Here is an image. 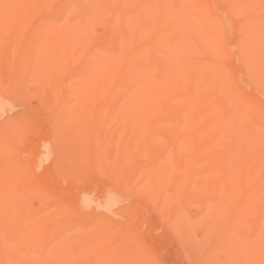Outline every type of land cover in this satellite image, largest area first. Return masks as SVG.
<instances>
[{
	"label": "bare ground",
	"instance_id": "obj_1",
	"mask_svg": "<svg viewBox=\"0 0 264 264\" xmlns=\"http://www.w3.org/2000/svg\"><path fill=\"white\" fill-rule=\"evenodd\" d=\"M37 116L66 141L35 155ZM189 191L218 263L264 264V0H0V264H155L142 204Z\"/></svg>",
	"mask_w": 264,
	"mask_h": 264
},
{
	"label": "rangeland",
	"instance_id": "obj_2",
	"mask_svg": "<svg viewBox=\"0 0 264 264\" xmlns=\"http://www.w3.org/2000/svg\"><path fill=\"white\" fill-rule=\"evenodd\" d=\"M95 26L98 27L96 28ZM94 27V31L97 34L102 32L103 28L101 24H96ZM251 89L253 91V88L250 87L248 88V92H251ZM24 100V103H27L30 107L35 108L38 105V100L34 96H27ZM16 109L18 111V107H16ZM56 138L61 144L66 141V137H64L63 133L60 132L55 134L42 116H37L33 119L30 144L35 155L40 153L45 145L56 140ZM126 161H130L134 165H137L140 170H144L150 162L149 154L142 153L136 155L131 153L126 158ZM52 162L51 159L42 161L43 164H39L37 173L40 175L46 174V176L51 175L54 169ZM130 176L132 179L131 187L134 190L130 196H127L125 201L129 203L136 200L146 201L148 197L150 199L149 202L155 205L154 199L152 198L155 197L156 192L149 193L148 187L144 185L140 178L133 175ZM61 183L64 186V190H62L61 193L64 197L66 195L67 202L77 201V199L81 197V192L76 189L74 190L75 183L69 180H66V182L58 180V184ZM107 184L106 182L105 184L97 185L94 191L95 193L92 196L98 197L103 194ZM21 187L22 186L19 185V188ZM76 187L79 188L80 186L76 184ZM208 200L209 197L206 193L199 194V197H197L191 191L187 192L180 200L169 198L165 210L170 214H177L181 219L178 224H176L177 220L175 219L169 217L165 218L160 214L162 213L161 210L159 209L157 211L150 203L142 204L148 207H143L145 210L141 209V212L144 213L138 217L136 224L139 223L137 225L142 226V229L144 228L143 244L148 251H145V253L152 256L155 264H203L202 260H204V262L206 261L205 256L209 252L211 263L220 264L216 257V251H212L217 240L218 227L214 222H211L214 221L212 218L210 221L204 215V204L208 202ZM142 216L144 220L141 218ZM139 219H142V221ZM211 263L208 261L204 264Z\"/></svg>",
	"mask_w": 264,
	"mask_h": 264
}]
</instances>
